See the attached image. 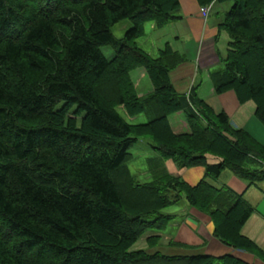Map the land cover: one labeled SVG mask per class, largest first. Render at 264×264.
Masks as SVG:
<instances>
[{"label":"trees","instance_id":"obj_1","mask_svg":"<svg viewBox=\"0 0 264 264\" xmlns=\"http://www.w3.org/2000/svg\"><path fill=\"white\" fill-rule=\"evenodd\" d=\"M196 2L230 4L218 25L229 40L223 68L209 79L214 94L253 103L264 128V0ZM179 10V0H0V264H247L129 251L145 233L150 249L157 245L173 219L163 210L182 199L211 218L216 240L264 262L241 234L250 206L210 183L224 171L247 187L263 181L264 147L195 88L175 91L169 74L183 58L168 45L155 59L136 45L145 23L161 29L180 20ZM121 22L130 26L117 39ZM137 68L152 86L140 98L130 80ZM118 110L147 122L130 124ZM179 112L187 128L170 125ZM142 139L159 159L152 181L140 184L127 162ZM166 161L202 167L204 177L191 187Z\"/></svg>","mask_w":264,"mask_h":264},{"label":"crops","instance_id":"obj_2","mask_svg":"<svg viewBox=\"0 0 264 264\" xmlns=\"http://www.w3.org/2000/svg\"><path fill=\"white\" fill-rule=\"evenodd\" d=\"M179 7L180 20L158 30L157 38L161 47L168 45L172 52L183 58L169 74L173 88L183 95H188L195 88L197 97L213 113H224L231 128L244 131L264 147V128L255 118L253 103L239 104L232 91L221 95L214 94L209 79L211 73L223 68L229 40L218 25L228 12L230 4L213 3L206 15L200 12L196 0H179ZM130 78L136 85L135 91L139 98L152 92L143 68L132 71ZM169 123L172 128L179 125L187 128L184 115L180 112L172 115ZM219 161L212 156L207 157L209 164ZM164 166L171 176L180 177L191 187L197 185L205 173L202 167L179 169L171 161H166ZM210 183L218 189L225 187L241 195L250 206L252 212L242 227L241 234L264 251V180L247 187L245 181L229 171H224ZM179 205V214L173 215L168 225V233L158 234L159 243L149 250L150 253L158 252L167 256L207 255L215 258L230 255L247 264H264L253 254L234 250L216 240L213 237L214 224L209 216L189 208L185 200Z\"/></svg>","mask_w":264,"mask_h":264},{"label":"rangeland","instance_id":"obj_3","mask_svg":"<svg viewBox=\"0 0 264 264\" xmlns=\"http://www.w3.org/2000/svg\"><path fill=\"white\" fill-rule=\"evenodd\" d=\"M232 4V3H231ZM130 24L128 22H121L117 25H115L112 28V33L115 36V38L119 39L123 36V33L126 29H128ZM162 29V28H161ZM159 28H155V25L151 22L145 23L143 26V34L140 38H137L135 40L136 45L147 55H149L151 58L155 59L159 56V50L164 48L161 47L160 44L157 43V38L159 36V31L161 30ZM228 37V36H227ZM172 43V41H170ZM102 53L106 57V59H111L113 56V51L109 47H103L101 49ZM140 68H137L135 70H138ZM133 70V71H135ZM147 82L149 81L148 78H146ZM132 85L135 89V84L130 78ZM137 94V93H136ZM118 112L124 117V119L130 123V124H143L147 122L146 117L143 115L136 117V119H129L124 115L122 110H118ZM172 116V115H171ZM169 116V118L171 117ZM168 118V120H169ZM129 153L131 154V159L127 162V167L131 173V175L135 178L137 182L140 184L147 183L152 181V175L149 172V167L154 166L156 163V159H159V156L157 153H155L152 148L150 141L148 139H142L137 142V144L133 145V147L129 150ZM184 199H182L180 203H183ZM173 205L165 210H163V214L165 215H178L180 210V205ZM204 214V213H203ZM208 216V215H207ZM174 217V216H173ZM184 218V217H183ZM168 228L165 229L163 233H168ZM150 233H145L135 244H133L129 251H138L143 250L145 252H151L149 243H147V238L151 236ZM214 237V236H213ZM234 238V237H233ZM234 240V239H232ZM159 243V242H158ZM157 243V244H158ZM161 244V243H160ZM255 256V255H254Z\"/></svg>","mask_w":264,"mask_h":264},{"label":"built area","instance_id":"obj_4","mask_svg":"<svg viewBox=\"0 0 264 264\" xmlns=\"http://www.w3.org/2000/svg\"><path fill=\"white\" fill-rule=\"evenodd\" d=\"M202 12H206V10H201Z\"/></svg>","mask_w":264,"mask_h":264}]
</instances>
